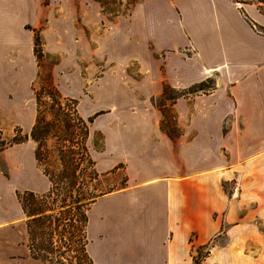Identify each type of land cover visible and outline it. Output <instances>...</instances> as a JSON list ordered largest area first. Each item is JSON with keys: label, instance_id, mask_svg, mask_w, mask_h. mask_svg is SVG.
Wrapping results in <instances>:
<instances>
[{"label": "crops", "instance_id": "crops-1", "mask_svg": "<svg viewBox=\"0 0 264 264\" xmlns=\"http://www.w3.org/2000/svg\"><path fill=\"white\" fill-rule=\"evenodd\" d=\"M260 6L264 0H139L133 5L128 52L140 60L144 55L145 78L133 80L134 90L100 78L103 88L89 85L92 99L116 103L145 91V101L152 104L168 87L185 91L211 77L214 86L175 99L177 121L184 124L175 138L162 129L155 109H111L108 114L117 119L111 125L99 112L91 113H99L91 124L104 136L103 149L90 150L97 171L109 174L121 166L127 175L125 186L100 195L87 211L91 264H264V189L257 186L262 180L253 176L231 193L223 185L236 175L223 153L232 151L233 136L237 148L261 150L256 160L264 161ZM7 18L0 10V20ZM153 55L160 57L159 76L148 65ZM35 121L36 116L28 127ZM26 174L25 190L49 189L39 168ZM19 207L24 216L19 233L0 227V264H44L31 255Z\"/></svg>", "mask_w": 264, "mask_h": 264}, {"label": "rangeland", "instance_id": "rangeland-1", "mask_svg": "<svg viewBox=\"0 0 264 264\" xmlns=\"http://www.w3.org/2000/svg\"><path fill=\"white\" fill-rule=\"evenodd\" d=\"M138 1L0 0V10L8 16L6 21L0 20V227H6L11 234L19 233L24 220L16 192L25 190L24 187L28 185L29 174L25 175V172L39 168L64 176L66 168L65 160L63 162L60 157L61 148L71 149L73 157L79 160L78 171L87 183L88 191L98 189L105 192L123 187L127 182L126 172L121 166L109 174L97 175L88 163L80 159L79 143L85 131L79 124L71 128L66 142L55 135L47 141L43 140L45 143L40 146L45 151L38 164L34 157L36 143L30 138L27 140L31 131L29 120L37 114L36 93L45 101V121H57L50 98V95H56L63 99V107L65 103L74 107L67 98L73 99L84 119L97 111L102 114L104 123L109 125L117 120L108 114L111 109H155L159 112L162 129L175 138L182 134L184 125L177 121L175 99L198 88L202 90L197 93L213 88L214 78L211 77L185 91L168 87L165 95L157 96L152 104L149 100L145 101V91L120 97L116 103L92 99L88 92L89 85L98 83L99 88H103L100 78H104L106 83L118 80V83L127 84L132 90L136 87L133 80L142 81L145 78L144 55H139L140 60L128 52L127 33L130 23L133 24L129 17L133 5ZM260 7L264 12V8ZM35 37L38 41H35ZM159 59L158 55H153L148 63L149 68L155 67L158 76L162 66ZM63 124L57 121L55 128L59 131L58 135L65 133V130L62 131L66 129ZM229 124L227 119L224 131L228 130ZM55 128L51 125L50 132L53 133ZM97 129V125L90 124L86 142L94 153L104 146L103 133ZM15 136L26 141L13 144ZM235 140L233 136L232 151H223L229 161L227 168L236 174L234 180L223 183L224 189L228 193L239 190L242 182L246 183L257 176L262 180L257 186L262 184L258 188L263 190L264 161L256 160L261 150L237 148ZM66 221L69 225L67 229L71 231L72 227ZM73 231L75 240L76 229ZM70 236L66 234V239ZM54 238L59 240L60 236ZM64 246L61 247L64 259L75 263L81 253L75 245ZM206 251L202 249L201 255L204 256ZM196 264H201L200 260Z\"/></svg>", "mask_w": 264, "mask_h": 264}, {"label": "trees", "instance_id": "trees-1", "mask_svg": "<svg viewBox=\"0 0 264 264\" xmlns=\"http://www.w3.org/2000/svg\"><path fill=\"white\" fill-rule=\"evenodd\" d=\"M262 1L260 0L259 2ZM35 41H38L37 37H35ZM50 98L52 101L51 108L55 111V119L58 122H63V127L66 129H62V131L65 130L64 135H58L59 131L56 129L57 121H45V101L36 93L38 108L30 137L36 143L35 158L37 163L40 164L43 151H45L40 146L45 143L43 140L47 141L49 137L55 135V137L60 136L61 140L63 139L66 142L69 140L66 135L71 132V128L79 124L85 131L84 137L79 143L80 159L84 160V163H88V166L92 167L95 174L98 175L99 172L95 167V161L86 142L89 138L90 124L93 122L95 115L99 113L84 119L78 113L73 99L65 97L70 102H73L74 107L67 105L68 103H65L63 107L62 98L56 95H50ZM55 106L57 107L56 109ZM51 125H53V128L56 127L53 133L50 132ZM24 141L23 138L17 136L13 138V144ZM60 150V157L63 162L65 160L66 173H64V176L52 174L47 169H42L50 182L48 190L45 192L32 190L16 192L17 199L25 215L29 248L31 255L40 259L44 264H91L92 261L86 249L88 241L86 231L88 223L87 211L97 197L111 190L105 192L102 190L98 191V189H94L92 192L88 191V185L78 171L79 160L73 157L74 153L71 149L65 150L61 148ZM66 206L68 207L66 208ZM66 220H68L70 228L72 227V233L67 229L69 225L68 223L66 224ZM75 229L74 240L72 234H74L73 230ZM66 234L71 236L66 239ZM56 235L60 236L59 240L54 238ZM62 240H64L63 243ZM62 245H65L64 248L75 245L79 250L81 254L76 257L75 263L72 260L68 262L64 259L65 257L61 250Z\"/></svg>", "mask_w": 264, "mask_h": 264}]
</instances>
